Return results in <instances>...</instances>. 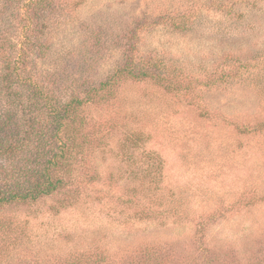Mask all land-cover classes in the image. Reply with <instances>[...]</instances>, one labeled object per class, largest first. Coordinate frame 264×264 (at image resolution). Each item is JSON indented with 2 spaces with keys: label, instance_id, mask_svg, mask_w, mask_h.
I'll return each instance as SVG.
<instances>
[{
  "label": "rangeland",
  "instance_id": "obj_1",
  "mask_svg": "<svg viewBox=\"0 0 264 264\" xmlns=\"http://www.w3.org/2000/svg\"><path fill=\"white\" fill-rule=\"evenodd\" d=\"M219 1L86 0L73 21H47L50 50L31 68L60 76L66 99L149 58L192 83L168 91L123 79L117 102L72 109L70 168L54 173L65 184L0 207V264H264V136L231 126L264 121V0L230 12ZM27 3L0 0V31L18 60L28 56L25 18L38 20ZM240 61L229 82L201 85Z\"/></svg>",
  "mask_w": 264,
  "mask_h": 264
},
{
  "label": "trees",
  "instance_id": "obj_2",
  "mask_svg": "<svg viewBox=\"0 0 264 264\" xmlns=\"http://www.w3.org/2000/svg\"><path fill=\"white\" fill-rule=\"evenodd\" d=\"M27 1L26 7L29 10L37 7L38 20L37 24H33L29 14L25 18V29L26 33L28 32L24 36V44L28 46L25 51L28 56L25 60L12 58L7 50L6 36L0 31V105L6 107L0 110L1 208L19 202L34 203L53 196L64 186L63 179L57 178L54 173L55 169L61 166L68 170L70 168L69 160L72 157L69 156L73 153L75 138L64 136L63 129L72 125V109L89 108L92 104L102 101L117 102L118 95L114 88L123 79L135 82L149 80L168 91L178 90L176 87H180L183 82L192 83L190 78L181 79L179 75H173L168 66H162L163 70H159L160 64H157L156 59L149 58L134 61L135 64H124L125 66L118 67L115 73L98 87L89 85L84 91L74 90L70 98L66 99L67 92H61L63 82L60 76L44 70L41 71V77L37 76V71L32 70L31 64L36 56L43 59L50 50L42 40L49 28L47 21L52 19L58 25L73 21L75 11L86 0ZM260 1L262 0H220L216 5L220 7V11L230 12L238 4L252 8ZM213 6L215 7V4ZM171 21L175 22L173 19ZM247 63H230L206 73L201 85L216 88L219 83H227L229 79L235 78L234 75ZM85 83L90 82L85 80ZM261 89L264 90V86L258 90L263 93ZM17 111L21 112V118L15 114ZM213 112L212 109H206L205 119L213 120ZM215 119L218 120L217 117ZM231 126L241 135L255 133L264 136V121L254 124L239 121L231 123ZM79 127L83 129L85 122L81 121ZM82 145L86 150L92 147L88 139ZM152 171L153 169L142 170L144 182H152V179H149ZM137 202L138 205L142 203L138 200ZM144 210L145 213L152 211L150 207H144Z\"/></svg>",
  "mask_w": 264,
  "mask_h": 264
}]
</instances>
